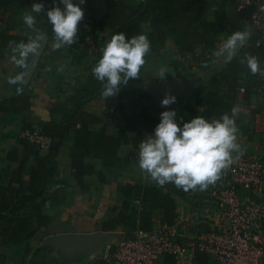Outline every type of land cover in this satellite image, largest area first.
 <instances>
[{"label":"crops","instance_id":"0c3cea01","mask_svg":"<svg viewBox=\"0 0 264 264\" xmlns=\"http://www.w3.org/2000/svg\"><path fill=\"white\" fill-rule=\"evenodd\" d=\"M161 1L87 0L81 7L93 46L85 45L77 33L72 45L54 48L46 15L33 13L43 38L37 53L18 65L13 49L37 36L23 21L33 0H0V264H103L137 225L151 229L162 222L163 209L143 203L135 189L167 192L138 163L139 144L153 134L164 110L175 109L182 124L197 115L208 114L211 120L231 114L225 104L238 106L242 153L257 154L264 163V88L246 60L241 62L248 54L258 60L264 55L248 10L237 9L235 0H186L191 10L185 13L179 11L183 0L170 7ZM43 3L45 9L54 6L53 0ZM140 8L142 15L135 13ZM238 30L250 32L245 45L231 60L217 56L221 43ZM119 32L127 37L146 34L150 50L140 77L129 79L111 96L117 100V113L105 115L92 69L102 55L97 47L104 48ZM204 37L213 38L212 45H205ZM161 67L167 71L164 80L158 78ZM174 80L181 84L168 91L176 101L167 106L161 104L166 93L154 97L135 87ZM240 83L246 87L243 95L237 93ZM32 128L52 136L49 149L38 150L18 139L19 131ZM40 167L44 177L39 186L31 180ZM222 177L204 190L173 195L176 215L185 218L192 207L208 203L205 191ZM120 212L133 219L134 227L117 224L115 230H103ZM17 229L23 233L12 235ZM28 231H34L29 238ZM97 233L100 240L87 246L53 241L56 236ZM194 264L215 263L204 257L195 258Z\"/></svg>","mask_w":264,"mask_h":264},{"label":"clouds","instance_id":"9594fccd","mask_svg":"<svg viewBox=\"0 0 264 264\" xmlns=\"http://www.w3.org/2000/svg\"><path fill=\"white\" fill-rule=\"evenodd\" d=\"M53 3V7L45 9L43 0L39 3L33 0L31 10L24 14V23L36 31L37 36L27 42H19L13 49L16 55L12 58L18 65H23L40 47L43 34L36 28V21L37 15L42 13L52 26L54 48L60 49L76 42L77 26L84 16L81 5L86 0H79L78 3L76 0H59L58 4L53 0ZM249 36L248 30L232 32L221 43L216 55L231 60ZM259 43L257 41V46ZM149 50L150 41L144 33L127 37L125 33L119 32L111 36L102 50L101 58L92 69L93 75L102 84V95L105 98L117 95L121 85L127 84L129 79L140 77ZM245 60L251 73L264 72L255 55L248 54L241 62ZM166 73V69L161 67L158 78L164 80ZM175 101L176 96L167 92L161 104L167 106ZM239 111V107L234 106L230 110L231 114L223 113L219 118L211 120L197 115L182 124L177 119L175 109L162 111L153 134L143 138L139 144V167L160 186L173 183L185 191L196 190L197 187L200 190L206 189L232 163V153L243 152L237 142L239 129L236 119Z\"/></svg>","mask_w":264,"mask_h":264},{"label":"built area","instance_id":"2783aa9c","mask_svg":"<svg viewBox=\"0 0 264 264\" xmlns=\"http://www.w3.org/2000/svg\"><path fill=\"white\" fill-rule=\"evenodd\" d=\"M235 2L237 9L248 10L250 23L264 46V0ZM89 24L84 14L77 33L85 45L93 46ZM97 49L101 51L102 45ZM259 61L264 69V55ZM257 74L264 88V72ZM245 92L240 83L237 93ZM102 99V113L115 115L116 98ZM261 100L264 107V91ZM17 137L38 150L49 149L53 142L52 136L39 128L23 129ZM232 156V163L222 170L220 183L205 191L208 203L192 207L185 218L176 215L171 225L159 222L151 229L137 225L105 256L103 264H194L197 256L208 257L215 264H264V163L257 154L234 152Z\"/></svg>","mask_w":264,"mask_h":264},{"label":"trees","instance_id":"16d2710c","mask_svg":"<svg viewBox=\"0 0 264 264\" xmlns=\"http://www.w3.org/2000/svg\"><path fill=\"white\" fill-rule=\"evenodd\" d=\"M154 1V0H153ZM156 1V0H155ZM194 1V0H193ZM175 2L177 3V0H162L161 1V5L163 4H167L169 7L175 5ZM183 3H185V5L183 7H179V11H181L183 9V11L181 12H185L187 10H191V6H189L187 4L186 0H183ZM142 8L137 9L135 13L139 12V15H142ZM141 10V11H140ZM178 11V12H179ZM218 25H215V31H218ZM234 29V26H233ZM213 38H208V37H204L202 38V42L205 45H212L211 41ZM92 84L94 86H96V90L98 92H102V84L100 81L98 80H93ZM230 101H233L234 98L233 96H228ZM224 108H226V110H231L232 106L230 105H223ZM205 118L209 119L210 116L207 114L204 116ZM210 120V119H209ZM47 135H49V133L44 132ZM51 136V135H50ZM44 170L43 168H39L37 172H35V174L33 175V178L31 181H33V183L37 184L39 181V186H40V180H42V178L44 177ZM163 188L166 189V193L161 192L160 188H154V187H149V188H136L135 192L141 196L142 202H149L151 203V207H155V206H159L163 209L164 211V217L162 219V223H166V224H173L175 218H176V213H175V201L174 198L172 197L173 195L175 196H186L188 193L192 192V189H189L188 191L183 190V188L181 187H177L175 184L173 183H166L165 185H163ZM42 188H39L38 193L41 194ZM117 224H123L126 227H128L129 229L133 228L135 225V222L133 221V219L128 216L127 214H125L124 212H120L115 219L110 220L107 224H103V230H115L116 225ZM23 233L20 230H15L14 232H12L11 234L14 236H17L19 234ZM34 231H28L26 232V237H31L33 235ZM197 259L200 258H204L201 256H197ZM165 262L167 263H172V260L170 258H167L165 260Z\"/></svg>","mask_w":264,"mask_h":264},{"label":"water","instance_id":"95a60500","mask_svg":"<svg viewBox=\"0 0 264 264\" xmlns=\"http://www.w3.org/2000/svg\"><path fill=\"white\" fill-rule=\"evenodd\" d=\"M179 81H167V82H144L136 85L135 87L139 90L145 91L151 96L157 97L161 94H165L176 86L180 85ZM101 238V234H92L89 236L85 235H62L53 238V241L59 242L64 246L77 247L91 245L93 242H98Z\"/></svg>","mask_w":264,"mask_h":264}]
</instances>
